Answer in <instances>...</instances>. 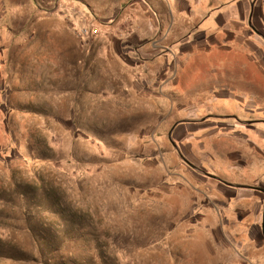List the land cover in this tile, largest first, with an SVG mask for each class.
Wrapping results in <instances>:
<instances>
[{
  "label": "rangeland",
  "instance_id": "1",
  "mask_svg": "<svg viewBox=\"0 0 264 264\" xmlns=\"http://www.w3.org/2000/svg\"><path fill=\"white\" fill-rule=\"evenodd\" d=\"M69 4H73L74 9H89L88 1L0 0V16L4 8L8 10L10 19L20 13L12 20L14 29L6 30L5 34L7 38L12 37V42L7 39L4 43L5 49L11 53L6 54L5 49L0 48V79L4 78L5 86L17 91L16 87H20L25 74L23 65L27 66L28 73L40 67L54 69L53 59L58 54L63 56L66 68L63 70L62 101L46 98L45 94L37 97L36 92L30 95L23 91L8 94L1 89L0 264H207L205 260L211 256L202 247L205 242L213 246L214 256L221 257L218 254L220 232L219 236H216L217 232L209 234L208 223L194 222L186 214L190 211L191 193L197 189L194 184L183 179L171 183L167 177V184L159 186L149 175L150 166L145 168L149 173L142 182L141 169L131 163L125 165L129 159L126 158L125 166L118 165V159L130 150L129 145L136 132H140L141 140L148 134L152 137L150 145L153 148H144L146 152L157 150L155 142L160 138L165 140L160 142L159 148L164 153L171 150L167 134L162 132L156 136V128L162 130L164 126H170L171 118L177 112L184 117L194 109L182 110L179 102L174 100L170 102L168 111H158L145 98L151 94L150 91H156L154 87L142 89L144 94H138L142 92L139 88L127 86L124 90L102 88L99 98L105 102L112 101V107L105 104L104 108L102 102L89 103V98H93L90 93L98 91V88H91L87 82L92 77L100 79L99 64L91 67L87 62L88 55L83 50L78 53V47L72 46L71 37L77 36L84 43L102 37L104 32L98 24L85 21L82 16L80 20L69 19L72 11ZM39 7L44 9L46 15L43 17L39 15ZM61 9L67 13L63 22L70 30H56L57 12ZM21 30V35L16 36ZM61 35L65 38L64 45L51 42L52 38ZM16 37L24 38L23 47L28 49L31 37L41 39V45L36 42L29 50L32 51L31 60L27 61L23 50L18 58L14 57L17 55L15 50L21 48L20 42H13ZM86 48H91L90 43ZM34 51L39 55L34 56ZM75 53L81 66L72 71L71 66L77 65L74 63ZM198 53L185 54V61L175 62L173 74L178 73L175 78L178 89L185 90L184 86L189 85L184 81L187 77L186 80L191 79L187 91H200L196 88L200 76ZM10 57L14 59L11 61ZM168 63L171 65V60ZM145 81V78H140V83ZM159 81L164 85L166 78H154V83ZM40 87L43 89L45 86ZM45 89L48 90L49 86ZM74 100L79 104L73 110ZM115 101L129 102L131 107L138 108V118L129 119L127 112L136 110L127 111L121 108L124 105ZM26 104L44 115H36V112L24 115L17 109H11ZM114 104L119 107L115 108ZM171 109H175V113L168 117ZM143 113L149 114L145 116ZM201 124L187 122L180 130L197 137ZM259 125L264 129V124ZM188 143L193 145V151L199 156L198 144L194 141ZM141 145L139 141L135 142L133 151ZM160 157L156 158L157 166L164 168V175L168 176L171 164ZM129 161L142 162V158ZM171 188L173 195L182 197L178 205L183 207L174 204ZM241 249L237 243L230 248L235 253V264L248 260L239 254ZM250 256L252 264H264L263 254L252 253Z\"/></svg>",
  "mask_w": 264,
  "mask_h": 264
},
{
  "label": "crops",
  "instance_id": "2",
  "mask_svg": "<svg viewBox=\"0 0 264 264\" xmlns=\"http://www.w3.org/2000/svg\"><path fill=\"white\" fill-rule=\"evenodd\" d=\"M77 1H88V11L81 7L74 9L73 4H69L72 11L68 18L80 20L79 17L82 16L85 21L98 24L104 32L102 37L92 41L89 39L84 43L77 36L71 37L72 46L78 47V53L85 51L91 67L92 64H99L100 79L92 77L87 82L91 88H98V91L90 93L93 98H89V103L102 102L104 108L105 104L106 107L111 106L112 101L105 102L99 98L102 88L124 90L127 86L131 89L139 88L142 92H137L140 94L144 91L142 89L154 87L156 91H150L151 94L145 98L158 111H168L170 102L174 100L179 102L182 110L194 109V112L184 117L178 112L172 117L175 109H171L168 116L172 117L170 126H164L162 130L160 127L156 128V136L162 132L167 134L171 150L164 153L159 148L160 142L165 140L160 138L154 141L158 149L146 152L144 148H153L150 145L152 137L148 134L141 140L140 132H136V138L132 137L129 145L130 150L126 156L118 159V165L131 163L139 167L142 182H145L149 173L145 168L150 166L149 175L154 177L159 186L167 184V177L171 179V183L183 179L194 184L197 189L194 194L191 193L188 203L190 211L186 214L194 222L208 223L209 234H221L218 254L222 256H214L213 246L205 242L202 247L211 256L205 262L235 264V253L230 248L237 243L242 248L239 254L248 258L242 264H252V253L264 255V129L259 128L260 123L264 124V0ZM39 12L40 17L46 15L40 7ZM57 14L56 30H70L69 27L65 28L67 25L63 22L66 11L61 9ZM16 16L10 19L8 10L4 8L0 16V48L7 47L4 44L7 39L12 42V37L7 38L5 34L6 30L13 28L12 20ZM3 19L5 22H2ZM21 32L22 30L17 32L16 36L21 35ZM63 35L52 38L51 42L64 45ZM13 42H20L21 47L15 50L17 55L14 57L18 58L23 50L24 57H28L27 61L33 58L30 48L36 42L41 45V39L37 37L29 39V49L23 47V42H26L24 38L16 37ZM89 43L91 48L87 49ZM197 51L200 76L196 88H200V91H187L191 80H186L187 77L184 81L189 85L184 86L185 90L178 89L175 81L178 73L173 74L175 62L185 61L183 55L196 54ZM9 52V49H5L6 54ZM37 53L34 56L39 55ZM58 55L53 59L54 69L40 67L35 72L28 73L27 66L23 65L25 74L20 87H16L17 91L9 90L4 78L0 79V92L1 89L8 94L23 91L30 95L36 92L37 97L45 94L46 98L62 101L65 81L63 70L66 68L63 56ZM77 55H73L77 65L71 66L72 71L81 66ZM13 59L10 57L11 61ZM100 67L104 69L100 70ZM102 71L105 72L102 74ZM159 77L166 78L164 85L160 81L154 83V78ZM140 78H145V83H140ZM40 86H49V89H42ZM182 93L192 96H183ZM72 102L74 110L79 102ZM120 104L127 111L136 110L133 113L127 112L129 119L138 118V108L131 107L129 102ZM114 106L119 107L116 104ZM11 109H17L24 115L35 112L36 115L43 114L28 104ZM148 114L143 113L145 116ZM187 122L202 123L197 137L180 130ZM138 141L142 145L133 151L132 146ZM188 141L198 144L199 156ZM159 157L171 164L168 176L164 175V168L157 166L156 158ZM126 158H142V162H125ZM178 196L179 194L173 195L172 200L180 207L182 205H178V201L182 197ZM190 234L192 235V231Z\"/></svg>",
  "mask_w": 264,
  "mask_h": 264
}]
</instances>
